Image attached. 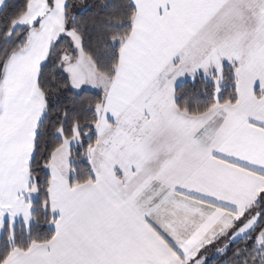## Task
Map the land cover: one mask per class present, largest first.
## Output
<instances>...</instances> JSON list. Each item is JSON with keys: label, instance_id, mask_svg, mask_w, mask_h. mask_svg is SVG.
<instances>
[{"label": "snow or ice", "instance_id": "obj_1", "mask_svg": "<svg viewBox=\"0 0 264 264\" xmlns=\"http://www.w3.org/2000/svg\"><path fill=\"white\" fill-rule=\"evenodd\" d=\"M0 264H264V0H0Z\"/></svg>", "mask_w": 264, "mask_h": 264}, {"label": "trees", "instance_id": "obj_2", "mask_svg": "<svg viewBox=\"0 0 264 264\" xmlns=\"http://www.w3.org/2000/svg\"><path fill=\"white\" fill-rule=\"evenodd\" d=\"M74 3L79 6V7H84V6H87V5H95V4H98L99 3V0H74ZM97 20L100 22V23H103L102 20H100V17L98 16L97 17ZM119 20V14L116 13L114 14V23L116 21Z\"/></svg>", "mask_w": 264, "mask_h": 264}]
</instances>
